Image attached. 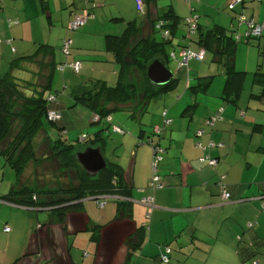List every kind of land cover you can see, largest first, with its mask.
I'll return each mask as SVG.
<instances>
[{"label": "crops", "instance_id": "obj_1", "mask_svg": "<svg viewBox=\"0 0 264 264\" xmlns=\"http://www.w3.org/2000/svg\"><path fill=\"white\" fill-rule=\"evenodd\" d=\"M15 1L19 2V0ZM41 1L44 13H49L48 19L52 18L51 8H53L54 12L60 11L63 8L66 10L65 17L67 22L72 19L74 14L82 13L86 2L98 4L92 12L93 17L86 20L83 27L71 35V49L75 51L74 58H77L74 60L76 61L81 62V59L84 57L92 56V59L88 60V62L90 66L93 65L91 68L94 71L96 70V63L100 61L95 60L97 58L95 55H86L83 51L100 54L106 60V62H100L105 63L102 72L116 77L117 82L119 66L116 62L108 59L109 57L107 58L104 53L106 36L122 34L131 21H136V23L143 22V18L137 11L135 0ZM144 1L146 8H148V14H153L155 11H163L167 7H171L181 19L189 18L190 16L189 7L178 0H173L169 3L159 2V0ZM201 1L203 2V0ZM235 1L216 0L211 6L215 7V10H224L226 6L233 4ZM3 2L4 0H2ZM205 2L208 1L205 0ZM8 3L6 2V4ZM207 4L209 5V3ZM208 5L200 3L199 7H203L207 11L210 9ZM22 9H25L24 5ZM5 11H7L8 16H13L14 14L10 9ZM17 13L19 17L24 16V12ZM221 16L223 19L218 20V23H215V25L232 30H241L245 26L244 24H240L239 20L236 19L238 16H244L256 23L264 24V0H241V2L236 3L231 12H227L225 16ZM197 20L200 22L199 17H197ZM16 25L18 28L20 27L19 22ZM16 25H11L10 27ZM205 28L209 29L212 27L206 25ZM84 40H93L94 45L82 49L85 46L83 43H89ZM257 45L259 49L262 47L264 49V37L257 40ZM14 53H17V49H14ZM81 65L83 68V62H81ZM165 67L168 69V66ZM260 69L264 72V64L261 63ZM106 79L112 80V78L105 77L103 79L108 85ZM256 85L261 87L260 93H252L250 97L261 99L264 96V84ZM150 105L151 102L137 119L129 117V110L126 108L128 117L138 122L140 126L136 137L140 147L138 149L132 148L129 163H124L121 158L119 163L128 176L129 184L133 188L131 200L134 211H132L131 221L127 222L126 229L116 228V226H113V223L103 227L101 230V242L103 243L104 239L106 242H111L112 240L108 237L109 234L114 235L115 239L117 237L118 241L116 244L113 246L111 244L108 247L109 251L114 252L112 255L115 256L117 251L123 247V241L131 233L134 226L140 227L141 224L146 223L147 225L143 230V243L140 250H137L134 254L135 261L133 264H161L158 257L164 252L165 247L170 249L168 264H264V209L262 208L261 201L256 199L260 197V186L264 183V134L262 133V125L255 121L245 120L246 117L243 120H238L230 107H223L219 102L212 103L199 119H195L192 113L190 115L189 110H187L189 104L182 110L179 118L177 112L184 103L181 104L179 101L168 105L163 102L161 106L154 109V112H160L162 107L168 108L166 112L167 116H170L168 118L170 120L169 124L165 125L164 130H162L164 131L162 136L165 138L164 151L163 159L158 164V175L162 187L152 190L147 188L151 177L152 152H150L149 147L141 145L146 131L141 128L143 124L140 123L142 120L148 125L154 124L156 128V126H160L161 119L159 116L155 118V114L152 115V113H149L148 117H144L148 113ZM173 107L174 111L172 110ZM56 108H60V104ZM220 108L223 109L222 121L216 123L212 129L206 128V133L199 140L204 146H208L210 142L221 144L222 146L213 149L206 148L205 150L195 149L196 130L207 117ZM153 117L155 118L154 123ZM184 117H188L189 124L183 120ZM252 122L254 125L250 128L246 123L251 124ZM144 128L147 127L144 125ZM239 129L243 134L234 132L239 131ZM134 132L136 130L131 131L130 135L120 138L122 139L121 141L126 142V139L134 141L132 137ZM121 134H124V132ZM96 148L99 149L106 163L108 160L104 155L103 148L100 146ZM202 156L217 159L218 164L216 168L201 164L198 160ZM220 175L225 176L224 184L231 195L229 201H224L220 196L221 192L217 186ZM145 197H151L154 204V207L150 211L149 219L146 220L148 222L144 221L141 217V213L147 210L140 203ZM8 204L11 205L0 199L1 211L7 209L10 211L20 210L19 207L16 209ZM106 205L101 210H104ZM89 207L86 204L85 210L83 204L81 212L68 213L67 217L69 216V219L65 218L66 233L62 231L61 225H56L54 238L57 243L52 250L47 249L45 253H43V249L40 250L35 240L41 232L47 233L40 226L38 233L35 234L36 236L34 234L30 235L29 246L26 247L24 245L22 247L16 260L23 256L21 252L25 250L24 248L28 250L26 254L32 255L20 259L16 264H36L32 256H36L37 260H39L41 254H44L45 259L48 260L47 262L52 264L50 259L53 253L66 259V264H75L69 249L67 250L65 235L84 232L87 219L94 224L89 216ZM87 214L89 215L87 216ZM72 216H75L77 220H70ZM8 217L6 220L4 219V228L8 224L15 225L10 215ZM249 223L253 224L251 229L247 228V224ZM31 226L27 223L28 230H31ZM4 228L2 229V233L7 234L4 232ZM14 228L11 229L13 233ZM76 240L77 238L74 239V242ZM242 248L247 249L248 252H255V255L245 263L242 258H245L246 255L242 254ZM40 252L41 254H38ZM99 253L100 246L96 249L93 264H99ZM88 256L89 254L84 257L88 258Z\"/></svg>", "mask_w": 264, "mask_h": 264}, {"label": "trees", "instance_id": "obj_2", "mask_svg": "<svg viewBox=\"0 0 264 264\" xmlns=\"http://www.w3.org/2000/svg\"><path fill=\"white\" fill-rule=\"evenodd\" d=\"M178 1L185 3L189 7L190 12L194 11L191 6V0ZM0 2H2V0H0ZM135 2L137 11L143 18V22L136 23V21H131L128 23L122 34L106 36V46L104 53L107 58L109 57L108 59L116 62L119 66L116 84L109 86L104 81H99L94 93L86 96L85 93L81 91L79 95H74L73 98L75 103L73 105L79 104L89 109L92 113L96 114V119L93 122L100 123L104 121L107 125H110L112 129L113 126H118L112 124L110 113L120 110L123 107L129 110V117L137 119L138 116L147 109L148 104L155 97L161 95L168 89L174 88L178 80L173 76L168 85L163 88H154L147 83V86L144 88L145 90L138 92L137 85L133 80L129 81V77H132L135 73L139 74L146 71L147 66L153 60L158 59L157 56L162 57L158 60L165 66H167L171 59L177 61L179 66V51L181 49L189 50L191 43H194L195 45L202 48L203 51H209L212 54V62L221 64L224 67L225 83L223 86L221 99L225 103L237 108L245 78L244 72L235 69V53L237 44L244 40L243 42L245 44L252 45L251 40H258L264 37V35H262L260 38L254 39L245 35L242 39L240 35H235L234 30H228V28L226 29L220 25H214L212 28L207 29L199 24L197 17H194L196 18L195 33L188 38V29L186 34L180 33L177 35L181 25L187 26L185 23L186 18L181 19L178 17L171 7H167L163 11H155L153 14H148V8H146V3L144 0H135ZM138 3L141 5H138ZM147 3L149 2L147 1ZM97 6L98 4L95 2H86L84 4L82 13L84 10L88 11L89 17L87 20L93 17L92 12ZM227 9L229 12L233 10L229 9V6H227ZM1 10L2 8L0 7V11ZM82 13L77 15H81ZM236 19L238 20L239 16ZM160 22L163 23L161 29L166 28V30L169 32L166 38L162 36V32H160V30L157 28V25ZM17 23L18 21H15L14 23H11L10 26L16 25ZM83 25L80 28H82ZM156 31H158L161 35L159 40H156L154 37ZM179 37L182 38L181 40L184 39V42L181 41ZM67 41H70L71 43L69 44L68 51L66 53L64 52V47ZM255 46L257 49L259 48L257 44ZM71 47L72 41L67 39L64 41L62 46L58 48L63 51L65 56H69L71 53ZM176 48L178 50L177 54L174 52V49ZM167 49H169L168 52ZM55 51L56 47L48 44H41L32 55L23 56L21 58L12 60L9 64L8 72L0 76V158H2L4 162L15 171L16 174V183L10 188L7 194L0 196V199L4 202L10 203L11 205L24 207L29 210L46 208L51 209L50 211L57 217L62 231L66 233L67 227L65 218L67 217L68 213L81 212L83 202L87 199L90 200L91 198H96L95 202L98 206V203L102 197H110L109 199L112 198V200L116 203L114 218L106 225L92 224L87 219V222L84 226L85 231L90 233V240L93 241L98 247L100 246L101 230L103 227L113 223V226H116V228H127V222H130L132 218L133 204L131 200V194L133 188L129 184L128 176L126 175L124 169L118 163L106 161V167L99 174L94 177L88 176L82 167L77 164V161L74 157L75 153L72 155L73 152H75V150H79V148H76L75 145L66 143L61 137H59L57 141H52L46 134L44 129L45 123L54 125L59 131L60 135H63L64 133V125L60 126L57 124L62 119L61 112L58 109H55L56 107H51V104L57 105L56 95L50 92L47 93L49 90H51L50 87L54 71L56 69H60L62 72H64L66 69H69L72 73L77 75L80 73L82 68L81 62L79 61H73L72 63L68 64L56 63ZM172 54L174 57L171 56ZM191 60H189L188 63ZM75 63H79L81 66L78 72H75L72 67V65ZM188 63L185 66H188ZM27 65H35L37 70H29L26 67ZM180 67L183 66H179V68ZM14 70H20L23 73L31 74L32 80H25L23 78L13 76L12 72ZM34 78L35 80L33 81ZM204 78H202L204 79V82L200 83L199 81L196 86L191 87V90L194 93L199 90L205 91L207 89L212 77L209 76ZM253 81L255 84H264V72L261 71L260 65H258L255 72L253 73ZM50 97H53L54 100L50 101ZM129 105H132V107ZM195 107V103L187 107L190 115ZM219 110H222L220 115L221 119L216 121V123L221 122L223 113L222 108L217 109L214 113L207 117L205 121ZM51 112L58 113L60 118L56 121H51L49 119ZM163 113H165L164 117ZM161 115L163 120L166 119V110H164ZM205 121L195 132V144L196 142H200L203 147L202 149H199L195 146V149L197 150H205L206 148L213 149L218 147V144L213 142H210L208 146H204L199 140V138L206 133V128L212 129L216 124L214 123L212 127H207L205 126ZM108 128L109 127L106 129ZM118 128L120 129L121 133H123V130H121L120 127ZM154 129L155 128H153V134L148 137V144L151 145L152 149L156 148V146H159V144L153 145L151 136L159 137L162 135V129L160 135L155 134ZM199 130L204 131L200 137L197 136V132ZM111 133L115 134L117 132H113L112 130ZM81 141L87 143L86 148H96L97 146L103 147L106 142V138H104L102 135V130H100L94 133L92 137L84 136ZM211 143L214 144L213 147H210ZM38 153L43 156V159H47V161H51L53 159L56 160V158H61V156L65 157V159H67L70 164L63 166L66 169H72L73 177H71V179L76 180L77 183L65 188L62 187L57 191H44L41 189L43 184L40 182V180H38L39 176L35 170H33L30 174L28 172L29 164L35 163L37 161ZM161 156L163 159V153ZM213 160L217 159L213 158ZM201 164L207 165L206 163ZM73 165L77 167V170L72 167ZM59 167H61L60 162H58V168ZM24 173H27V176L25 179H22ZM64 177H67V175H64ZM222 177L223 179H221ZM224 178V175H220L217 182L220 192V186H222L228 192L226 185L224 184ZM149 181L147 185L148 189H150ZM32 185L37 186V188L32 187ZM263 185L264 183L260 186L261 194L260 197L257 198H263L264 196ZM262 198L261 200L258 199L261 201V204L264 201ZM107 200L108 199L105 200V205L108 203ZM98 208L102 209L99 206ZM147 219L149 218L146 217V220ZM146 225V223H143L140 227L134 226V228L131 230V233L128 234V236L123 241V247L117 251L116 255L114 256L115 259L111 264H131L132 257L137 250H140L143 243V230L145 229ZM251 225L253 227V224ZM252 227H249L247 224L248 229H251ZM36 243L39 245L37 240ZM241 252L242 254L246 255L245 258H242L244 263L255 255L254 251L248 252L247 249L243 248L241 249ZM169 253L170 249L165 247L164 252L158 257L161 264L169 263ZM31 255L32 254H25L13 264H16L18 261H20V259L29 257ZM85 255L87 254L85 253ZM163 256H166L167 262L162 261Z\"/></svg>", "mask_w": 264, "mask_h": 264}, {"label": "rangeland", "instance_id": "obj_3", "mask_svg": "<svg viewBox=\"0 0 264 264\" xmlns=\"http://www.w3.org/2000/svg\"><path fill=\"white\" fill-rule=\"evenodd\" d=\"M170 1L173 0H159V2L164 3H169ZM207 1L208 2H205V0H203V2L201 0H191V6L194 11L189 12V17H199V24L203 27H206V25H208L209 27H213L215 23H218V20L223 19L221 15L225 16V14L229 12V10L227 9V6L224 10H215V7L211 5L212 3H215L216 0ZM6 2H9L10 4H6ZM3 3L0 2V7L2 8V10L0 11V76L8 72L9 64L12 60L21 58L23 56L32 55L41 44H48L56 47V63L68 64L76 61L74 60L77 58H74V49H71V54L69 56H65L63 51L58 48L62 46L65 40L70 39L72 41L71 35L75 33V31L69 29L71 19L69 20V22L66 21V10L61 8L60 11L54 12L53 8H51L50 12L52 13V18L48 19L47 16L49 13H44L45 11L43 10L41 0H19V2H16L15 0H4ZM200 3H205L206 5H208L207 3H209L208 6L210 7V9L207 10L208 12L205 8L199 7ZM23 5L25 8L24 10L22 9ZM7 9H10L11 12L14 13L13 16H8L7 11H5ZM17 12H24V16L19 17L17 15ZM15 21L19 22V28L17 25L10 27V24L14 23ZM187 29L188 28L186 25H181L177 35H179L180 33L186 34ZM228 30L231 29L228 28ZM234 31L235 35H240L243 39L246 33V27L243 26L241 30L236 29ZM154 37L156 40H159L161 35L158 31H156ZM181 39L182 38H180V40ZM84 41H88L89 43H83L85 46L82 49L94 45L93 40ZM181 41L184 42V39ZM243 41L244 40L240 41L237 44L235 53V69L245 73L243 89L239 96L237 108L228 103H225L221 99V94L225 83L224 67L221 64L212 62V54L209 51H203L202 48L195 45L194 43H191L189 51L192 54H201V52L203 51L201 59H193L189 62L188 66H183L180 68L177 61L173 59L169 61L167 65L168 69L178 80L177 84L174 88L168 89L159 97L152 100L151 105L148 109V113H146L144 117H148L149 113H152V115L155 114V118L159 116L161 119L159 128L164 130L163 127L165 125L164 120L161 117V113L164 110H168V108L162 107L160 112H154V109L161 106L163 102L167 103L168 105L177 103L179 101L181 102V104L184 103L181 109L177 112L179 118L182 110L188 104L191 105L195 103L197 106L194 112H192V115L195 119H199L208 109V107L212 105V103L219 102L223 107H230L233 114H236L238 120H243L246 117L245 120L255 121L256 123L262 125V133L264 134V96L261 99L250 97V94H259L261 90V87L257 86L253 81V73L255 72L258 65H261V63L264 64V49L263 47L260 49L256 48L255 45L257 44V40H251L252 45L245 44ZM14 49H17V53H14ZM168 51L169 49H167V52ZM83 52L86 55H95L97 57L95 60L97 61L106 62V60L97 52ZM174 52L175 54L178 53L177 48L174 49ZM157 57L162 58L161 56ZM78 58L80 57L78 56ZM91 59L92 56L84 57L83 59H81V62H83L84 65L83 68H81L80 73L77 75L72 73L69 69H66L64 72H62L60 69H56L54 71L50 87L51 90H49L47 93L50 92L56 95L57 105L51 104V107H57L60 104V108H58V110L61 112L62 119L57 124L60 126L64 125V133L63 135H60L57 128L50 123H45V132L52 141H57L59 137H61L62 140L66 143L75 145L76 148H79V150H75V152H73L72 155H74V153L84 151L87 147V143L81 141L84 136L92 137L94 133L102 130V135L104 136V138H106V142L102 147L106 159L112 163L119 164L121 158L124 163H129L131 158L130 152L132 148L138 149L140 147L136 138L140 126L138 122L133 121L128 117L126 108L123 107L120 110L110 113L112 124L117 125L124 132V134H114L111 133L112 127L110 125H107L104 121L100 123L93 122L96 119V114L92 113L89 109L79 104L73 105L75 103V100L73 98L74 95H79L81 91H83L86 96L94 93V91H96L98 82L101 80L103 81L105 77L112 78V80L106 79L109 86H112V84L114 85V83L116 82V77L111 76V74H104L102 72V70H104L103 67L105 66V63H96V70L94 71L93 68H91L93 67V65L90 66L88 62V60ZM26 67L32 71L37 70V67L35 65H27ZM145 73L146 71L139 74L135 73L132 77H129V81L133 80L137 85L138 92L145 90L144 88L145 86H147L148 82ZM12 74L13 76L23 78L25 80H32L31 74L23 73L20 70H14ZM209 76L212 77V79L205 91L199 90L194 93L191 90V87L196 86L199 81L200 83L204 82V77ZM34 80L35 78L33 79V81ZM129 106L132 107V105ZM172 110L174 111V107ZM154 117L153 123L155 122ZM169 117L167 116L166 119H168ZM183 120L187 124L190 123L188 117H184ZM140 124H143L141 125V128L146 131V135L142 140L143 142L141 145H143L144 147H149L150 152H152V147L150 144H148L149 138L147 137L150 134H153V128H155L154 124L148 125L142 120ZM246 124L250 128H252V126L254 125L253 122L251 124ZM144 125L147 128H144ZM107 127L109 128L106 129ZM134 130H136V132H134V135H132V137L134 138L135 143L132 139H126V142L121 141L122 139L120 138L130 135L131 131ZM163 132L164 131H162V133ZM234 132H237V134H243L240 129L239 131ZM151 139L153 140V145L159 144V146H156L158 149H164L165 138H163L162 135H160L159 137L151 136ZM42 157L43 156L38 153L37 161L35 163H30L28 166L29 174L33 170H35V172L38 174V180H40V182H42L43 184V187L41 189H43L44 191H57L62 187L65 188L77 183L76 180L71 179V177H73L72 169H66L63 166L66 164H70V162L65 159V157L61 156V158L59 157L56 158V160L53 159L51 161H47V159H43ZM58 162L61 163V167L59 168ZM72 167L77 170V167L75 165H73ZM27 173H24L22 179L26 178ZM64 175H67V177H64ZM15 183V171L9 165H7L2 158H0V195L2 196L7 194L10 188ZM32 187L37 188V186L35 185H32ZM107 202L108 203L104 210L99 209L95 201L85 200L83 202L85 210L86 204L87 206H90V215L87 214V216L89 215L91 217V220L94 224L104 225L114 218L116 203L112 199H108ZM9 206L15 207L16 209L18 208L15 205ZM19 209L20 210L12 211L8 209L1 211L0 209V264H12L16 260L17 255H19L18 253H20L19 251H21L22 247L24 245H26V247L29 246L30 235L37 234L39 231L38 228L40 226H42V230H45L47 232H41L39 236H37L36 240L39 243L38 246L40 250L43 249V253H45L47 249L52 250V248L55 247L54 245L57 243L54 238V234L56 232L55 227H57L56 225H60V223L58 222L57 217L53 215L51 211H38V209L29 210L24 207H19ZM146 213L147 210L141 213V217L144 221H146ZM8 215H10L11 220L15 223V225H6V227L9 228L10 232L4 234L2 233V229L4 228L3 224L5 220L9 218ZM67 219H69V216L67 217ZM27 223L29 225H32L31 230L27 229ZM13 228L14 233L13 231H11V229ZM108 237L112 241L106 242V240L104 239L103 243L101 242L100 253L98 255L99 264H111L115 259L112 255L114 252L109 251L108 247L111 244L112 246L116 244L118 238L116 237L115 239V236L110 234L108 235ZM75 238H77V240L74 242ZM65 240H67L66 244L75 264L94 263L97 246L93 241L90 240V233L88 231L66 234ZM24 249L25 250L21 252V255L28 253V250H26V248ZM85 253L89 254L88 258L84 257ZM38 254H41V252ZM51 256L52 257L50 260L52 261V264H66V259H63L61 256H56L55 253H53ZM32 257L36 261V264H49L47 262L48 260L45 259L44 254H41L40 257H44L43 259L39 258V260H37V257L34 255ZM134 261L135 256L132 257L131 264H133Z\"/></svg>", "mask_w": 264, "mask_h": 264}, {"label": "built area", "instance_id": "obj_4", "mask_svg": "<svg viewBox=\"0 0 264 264\" xmlns=\"http://www.w3.org/2000/svg\"><path fill=\"white\" fill-rule=\"evenodd\" d=\"M182 1H188V0H182ZM239 2H241V0H236L233 4H229L228 5L229 9H234V6L236 5V3H239ZM138 5H141V4L138 3ZM88 17H89V13H88L87 10H84L81 15L75 14L73 16V19H72L71 23H70V29L71 30L79 29L85 23V21L87 20ZM238 20H239L240 24H244L246 26L245 35L247 37L254 39V38H260L262 35H264V24L263 23H256V22H254L251 19L245 18L244 16H240ZM185 23L188 26L187 37L189 38L191 35H193L195 33L194 31L196 29V24H195L196 23V18H193V17L186 18L185 19ZM162 26H163V23L160 22V23H158L157 28L160 30V32H162V36L164 38H166L168 36L169 32H168V30H166V28L165 29H161ZM70 43H71L70 41H67V43L65 44V47H64V52L67 53L68 46H69ZM202 54H203V51L201 52V54H192L187 49H181L179 51V53H178V57L180 58L179 66L187 65L188 61L191 60V59H196V60L201 59ZM171 56L174 57L173 54ZM72 67H73L75 72H78L81 66H80L79 63H75V64L72 65ZM49 100L53 101L54 98L50 97ZM221 112H222V110H219L214 115H212L208 120H206L205 121V126L212 127L214 125V123H216V121H219L221 119L220 118ZM164 116H165V113H163V117ZM59 118H60L59 114L55 113V112H51L50 115H49V119L51 121H56ZM169 122H170V120L164 119V125L169 124ZM112 130H113V132L121 133L120 129L118 127H116V126H113ZM154 133L160 135L161 134V129L158 128V127L155 128L154 129ZM203 133H204L203 130H199L197 132V136L200 137ZM195 146H196V148H199V149L203 148L202 144L200 142H196ZM213 146H214V144L211 143L210 147H213ZM218 146H222V145L218 144ZM152 151H153V153H152L153 154V159H152V163H151V178H150V181H149V187H150V189H159V188L162 187V185L160 183V177L157 175V165L162 160L161 154L163 153V150L158 149L156 147V148H153ZM199 162L200 163H206L208 166H210L212 168H215L216 165H217V160L209 159L208 157L199 158ZM221 179H223V177ZM220 187H221V198L224 201L229 200L230 199L229 193L222 186H220ZM263 190H264V185H263ZM109 198L110 197H102L101 200L98 203V206L100 208H102L105 205V200L109 199ZM261 198H256V199H261ZM263 198H264V196H263ZM140 203L144 207L147 208L148 211L146 213V217L149 218L150 211L154 207L153 199L151 197H145V198H143L140 201ZM262 206L264 208V201L262 203ZM248 226L252 227L251 224H248ZM4 232L8 233L9 232V228H7V227L4 228ZM162 261L163 262H167L166 256L162 257Z\"/></svg>", "mask_w": 264, "mask_h": 264}, {"label": "water", "instance_id": "obj_5", "mask_svg": "<svg viewBox=\"0 0 264 264\" xmlns=\"http://www.w3.org/2000/svg\"><path fill=\"white\" fill-rule=\"evenodd\" d=\"M146 78L150 86L154 88H163L168 85L173 78V74L158 59H155L146 68ZM74 157L84 172L90 177L96 176L106 167L105 160L98 148H85L84 151L75 153ZM90 200L95 201L96 198H91ZM39 210L50 211L51 209H38V211ZM71 219L77 220L75 216L70 217V220Z\"/></svg>", "mask_w": 264, "mask_h": 264}]
</instances>
